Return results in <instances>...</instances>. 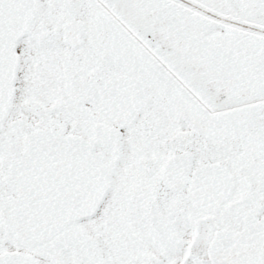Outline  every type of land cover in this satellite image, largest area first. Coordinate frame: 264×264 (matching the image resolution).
Here are the masks:
<instances>
[{
    "label": "snow or ice",
    "instance_id": "1",
    "mask_svg": "<svg viewBox=\"0 0 264 264\" xmlns=\"http://www.w3.org/2000/svg\"><path fill=\"white\" fill-rule=\"evenodd\" d=\"M0 264H264V0H0Z\"/></svg>",
    "mask_w": 264,
    "mask_h": 264
}]
</instances>
